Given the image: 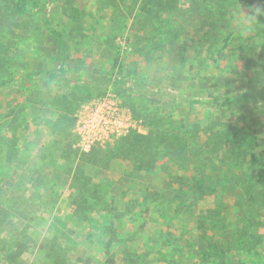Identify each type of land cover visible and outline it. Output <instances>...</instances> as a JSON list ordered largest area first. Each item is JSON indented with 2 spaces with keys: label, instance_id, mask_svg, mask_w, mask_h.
<instances>
[{
  "label": "rangeland",
  "instance_id": "obj_1",
  "mask_svg": "<svg viewBox=\"0 0 264 264\" xmlns=\"http://www.w3.org/2000/svg\"><path fill=\"white\" fill-rule=\"evenodd\" d=\"M2 4L7 8L0 10L6 17L0 33V84L16 87L0 95V264H23V259L38 264L39 257L53 255L55 264H264V107L223 113L201 106L179 109L144 93L173 89L205 99L264 84V0L262 5L257 0ZM44 72L90 87L71 94L54 80L40 81V74L47 77ZM24 77L31 81L17 87ZM130 83L137 87L129 88ZM103 101L120 106L128 131L94 146L96 159L87 163L74 148L75 115ZM147 126L168 134L185 132L188 148L207 138L199 132L206 128L233 136L239 146L225 142L223 163L209 158L214 168L201 181L230 192L222 199L204 197L192 214L175 212L182 198L172 195L178 184L169 172L179 170L173 157L165 149L161 159L162 149L147 168L127 138L147 135ZM191 154L190 169L194 164L209 169L208 154ZM79 169L82 177L71 180ZM234 177L244 181L227 180ZM89 186L94 192L88 202L96 209L71 211L77 188ZM248 191L254 194L251 199ZM241 195L247 206L236 203ZM199 208L215 212L199 217ZM258 216L261 225L254 223ZM55 221L65 234L62 240L55 235ZM243 226L250 228L241 233ZM251 230L254 239L248 236ZM20 231L37 239L36 246L9 241ZM223 233L224 240L215 241L224 247L245 240L251 247L227 249L219 260L207 242ZM106 236L113 244L104 254Z\"/></svg>",
  "mask_w": 264,
  "mask_h": 264
},
{
  "label": "trees",
  "instance_id": "obj_2",
  "mask_svg": "<svg viewBox=\"0 0 264 264\" xmlns=\"http://www.w3.org/2000/svg\"><path fill=\"white\" fill-rule=\"evenodd\" d=\"M253 3H256V0H252ZM2 2L6 3V0H0V10H6L7 7H5L4 4H2ZM258 3H260L262 5V0H257ZM264 7V5H262ZM35 10H38V8L36 7ZM6 19L5 14L3 12L0 11V33H2V31L5 29V27H3L1 25L2 21H4ZM225 28L228 29V25L224 26ZM231 33V32H230ZM232 34V33H231ZM228 37V36H227ZM42 74L47 75V77L43 76L40 74V81L44 80V79H50L51 81H55L61 85H63L64 87L67 88V90H69V92L71 94H76V93H80L83 91H87L86 87L89 88L90 86H83V85H78L76 83H72L70 80H59L56 79L55 76H52L51 73H47L44 72ZM31 81V79H29L28 77H24L23 79L20 80V83L18 84L17 87H22L25 86L27 83H29ZM14 87L16 86H10L9 84H0V95L9 92L10 90H12ZM137 85L130 83L129 84V88L134 89L136 88ZM142 87L139 86V90H141ZM148 97L150 98H158L161 101H170L174 104L177 105V107L179 109H183L186 108L187 106H201L203 108L206 109H217L218 111H220L221 113L226 112L228 110H242L245 109L247 107H264V84H253L250 87L243 89L241 91L232 93V94H224V95H218L215 97H208L205 99H190L186 96H184L180 91L178 90H173V89H164V90H159V89H148L144 92ZM136 120L139 121V118L136 117ZM144 125V124H143ZM185 125L184 123L180 125V127L178 129L184 128ZM148 134L147 135H140V134H130L127 138H129L131 140V143H135V145L133 146V153H135V155L137 157H139L140 161H142V163H145L148 165L147 168H149V166L151 165V160L150 157H153L155 160L157 158V154L158 152H160V150L164 149L162 151H165V149L168 151V155L172 156L174 159V163L177 167V169H183V174L182 175H178L177 170L176 172L174 170H172L173 172H169L170 175L173 178V182L178 184V188L175 191H172V195L173 197L177 198V197H181L182 198V203L179 204V207L175 209V212H180V211H186V212H190L191 214L194 213L193 207H196L197 204L199 202H201L203 200L204 197H207L209 195H215L218 199L220 196V199H222L221 197L223 196V194L229 190H218L216 188L213 187H206L203 186L201 181L204 179L206 172L208 173L210 170H212V168H214L213 166V162L212 160H210L209 158H215L217 162H219L220 164L223 163L224 158L222 157L221 154V150L220 148L223 147L225 142L228 143H233L234 145H238V140H234L230 134L229 135H225L222 133H215L214 129L212 128H206L204 131H200L199 132L203 135L206 134L207 138L200 144L198 145L197 142H193L192 143V147L188 148L189 146L187 145V142L185 141L187 139L188 136L184 135V133L179 132L178 129H175L173 132L171 133H167L164 131H158L159 128H155V130L152 127H148ZM209 132V133H208ZM190 134V133H189ZM190 138V137H189ZM127 142L124 143V145H126ZM239 146V145H238ZM186 149V150H185ZM221 151V152H220ZM248 151V155L254 156V152L253 150H251V148L247 149ZM250 151V152H249ZM204 153V155L208 154V161H206L205 163H208L209 165V169L207 171L206 168H199L200 166H197L194 164V166L190 169V162L192 161V154L191 153ZM95 151L93 149H91L88 153H82L81 154V161H85L87 163H92L95 161L96 159V155L94 156ZM240 153V152H239ZM163 154V156H161V159H164L166 156ZM241 154V153H240ZM160 157V156H159ZM158 157V158H159ZM216 167V166H215ZM168 170V169H167ZM194 172V173H192ZM197 173V177L194 176L192 177L191 174H196ZM77 176L74 177L75 179H79L82 177L83 172L81 169L77 170ZM201 178V179H199ZM83 180V179H82ZM229 182L231 183H236V182H241L244 181V179L242 177L237 178L234 177L232 178H228L227 179ZM83 185V183H82ZM94 187V186H93ZM93 187H87L85 189H83L82 191L80 189L77 188L78 193L76 194V197H74L73 199V209L74 212H84V209L86 207V205L88 204V198L91 196V194L94 192L92 190ZM186 187V189L184 188ZM185 189V190H184ZM76 190V188H75ZM241 192H244L242 190H240ZM230 192V191H229ZM181 193L180 196H178L177 194ZM263 195V192L259 193V197H261ZM251 196H254L253 193L248 191V198L251 199ZM257 196V194H256ZM256 197V198H259ZM247 198V199H248ZM187 199H190L191 204L190 205H186L185 201ZM245 197L243 198V196L241 195V197L237 198L236 203H239L240 206H247L244 203ZM198 209V208H197ZM212 212V209L209 208H199L198 210V216L200 217V215L205 216L207 215V213ZM215 211H213L212 213L214 214ZM262 217V216H261ZM260 216H258V218H256L255 220V225H261L260 222ZM200 219V218H199ZM249 227V226H247ZM247 227L244 228V226L239 230V232L244 233V230H247ZM259 227V226H258ZM237 227H235V230ZM250 228V227H249ZM232 229V226H231ZM238 231V230H237ZM225 233V232H224ZM224 233L221 235V237L218 238H213L211 237L209 239V241L207 242L208 245V249L211 251H215V255L219 260H222L224 258V254L227 251V249L230 248H234L237 249L239 251L244 250L246 247H251V242H246L247 240H245L244 242H238V243H229L226 244V247H224L225 245L220 242V244L218 242L215 241V239H219L220 241L224 240L223 235ZM248 236L252 239H254V232L253 230H251L250 232H248ZM230 239V238H229ZM55 256L53 255V260L55 262ZM12 260V259H11Z\"/></svg>",
  "mask_w": 264,
  "mask_h": 264
},
{
  "label": "built area",
  "instance_id": "obj_3",
  "mask_svg": "<svg viewBox=\"0 0 264 264\" xmlns=\"http://www.w3.org/2000/svg\"><path fill=\"white\" fill-rule=\"evenodd\" d=\"M123 110L115 103L97 102L86 106L77 115L73 133L77 136L74 148L88 153L94 146H103L107 141L128 131L123 123Z\"/></svg>",
  "mask_w": 264,
  "mask_h": 264
},
{
  "label": "crops",
  "instance_id": "obj_4",
  "mask_svg": "<svg viewBox=\"0 0 264 264\" xmlns=\"http://www.w3.org/2000/svg\"><path fill=\"white\" fill-rule=\"evenodd\" d=\"M90 166V165H89ZM86 169V168H85ZM84 170V169H83ZM75 174H72L71 175V180H74V176ZM55 176H57V178L59 179V181H66V179L63 177V176H61V175H59V174H57V173H55ZM65 176V175H64ZM66 178H68L67 177V175H66ZM56 179V178H55ZM58 189H59V187H57ZM57 189V190H58ZM59 191H60V189H59ZM71 191H72V189H71ZM60 192H62V191H60ZM59 195H62V194H59ZM71 199V203H69V208L71 209V211H74V209H73V199L72 198H70ZM61 207V206H60ZM62 207L61 208H59V210L58 211H61L62 212ZM96 209V207H94V205H92V203H89L88 202V204L86 205V207H85V209H84V212L83 213H90V212H92V211H94ZM1 214L3 215V213H2V211H1ZM70 216L71 215H68L66 218L67 219H69L70 218ZM4 217V216H3ZM58 225H57V223H56V221H55V235L58 237V238H60L61 240L63 239V236L65 235L64 233H60L59 232V230H58V228H59V226L57 227ZM15 240H17V241H20V242H25L26 244H29V243H31V244H33L34 246H36V242H37V239H34L32 236H30V233H27V234H24V233H22L21 231H20V233L19 234H15V236L14 237H12V236H10V239H9V241L10 242H13V241H15ZM104 243H103V246H104V250H102L103 252H104V254H105V251H108V249L111 247V245L113 244V240H111V238L109 237V236H106V237H104ZM13 243H16V241L15 242H13ZM18 243V242H17ZM85 244V243H84ZM109 246V247H108ZM107 254H108V252H107ZM106 254V255H107ZM110 256L111 255H113L112 253L111 254H109ZM38 262V264H55L54 263V260L53 259H49V260H44L43 258H38V260H37ZM20 264H21V261L19 262ZM22 263L23 264H26V260H24L23 259V261H22ZM16 264V263H15Z\"/></svg>",
  "mask_w": 264,
  "mask_h": 264
}]
</instances>
